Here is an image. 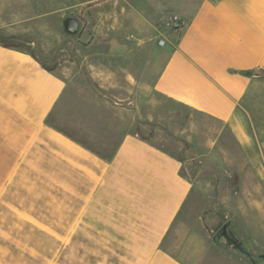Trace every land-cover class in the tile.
Listing matches in <instances>:
<instances>
[{"label": "crops", "instance_id": "crops-1", "mask_svg": "<svg viewBox=\"0 0 264 264\" xmlns=\"http://www.w3.org/2000/svg\"><path fill=\"white\" fill-rule=\"evenodd\" d=\"M54 1L0 0V28L31 36L43 50L52 15L64 9L54 8ZM106 1L109 17L117 15L119 1ZM124 2L120 9L132 21L125 32L135 37L117 36V23L94 28V77L106 86L101 60H109L115 66L109 92L124 77L123 97L131 104L123 135L107 155L61 127L70 117L68 77L45 67L29 49L0 42V195L15 177L10 194L18 205L7 206L60 241L47 264L70 241L75 244L69 243L65 257L75 250L76 264H244L208 239L209 224L197 212L198 189L182 171V158L133 132L131 114L134 105L146 121L172 123L179 138L198 146L190 159L221 161L235 171L240 193L253 194L244 207L264 224V0ZM138 8L151 12L148 19L140 13L150 25L145 36L142 20L135 19ZM172 14L182 19L180 26L163 30L152 23ZM156 37L163 40L157 70L138 73L144 57L133 44L143 48L152 41L154 47ZM94 103L92 126L100 129V100ZM77 125L87 126L83 120Z\"/></svg>", "mask_w": 264, "mask_h": 264}, {"label": "rangeland", "instance_id": "rangeland-1", "mask_svg": "<svg viewBox=\"0 0 264 264\" xmlns=\"http://www.w3.org/2000/svg\"><path fill=\"white\" fill-rule=\"evenodd\" d=\"M102 1L104 0L99 1L101 2L100 5L88 0L80 2L78 5L75 4V0L63 2L60 0L54 1V8L62 4L64 9L54 12L52 15V35L47 38L45 42L46 48L43 50H39L38 47L33 46L35 42L29 35L6 34L1 28L0 35L22 37L21 39H14L12 42L17 44L18 47L27 48L32 51L45 67L59 71L68 77V84L70 85V117L68 120H64L60 125L69 135L78 141L102 155H107L110 154L115 147L113 142L118 141L123 135L124 122L126 119L128 121L130 114L129 107L131 104L127 103L123 97L124 77H121L122 83L117 87L118 89H114L110 94L108 73L109 69L113 68L114 70L115 66L109 64V60H101V63H105L102 66L105 68L106 72L100 79L101 83L102 80H105L104 83L106 86L100 85L98 75L96 78L94 77L96 67L94 63H98L99 61L93 60L95 52L93 44L97 39L94 28H96L97 25L107 26L110 23H117L122 28V31L116 33L117 36L122 38L127 37L128 40H131L136 34L132 33L127 35L125 32L126 29L130 30L132 21L131 18L126 16V13L120 9V7H123L125 4L124 0H118L117 15L111 18L109 17V13L112 9H110L108 1ZM142 3L145 4L141 1V4ZM140 13L148 19L146 15L151 12H147V9L145 10V8H143L142 10L139 9L138 14L136 13L135 16V19L142 20L141 23H143V27H145L143 32L145 36L147 32L150 31L148 28L150 25L143 21ZM67 15L76 16L79 20V29L77 33L73 35L67 34L60 24L61 19ZM114 19L116 20L114 21ZM167 20L168 17L158 15L152 18V23L157 28L163 30L176 28L172 23L168 24ZM180 22H182V19H180ZM130 35H132V37L128 38ZM100 36H102V34H100ZM160 40L162 39L159 37L155 38L154 47L151 46L152 41L143 48L140 47L141 45H136V43L133 44V47L136 48L134 50L138 57H140V53H143L144 57V60H141L144 65H142V68L138 67V73H146V68H148L150 73L157 70L160 60H156V54L158 50L160 52L163 50V48L158 47ZM102 46L104 47V45ZM139 47L140 49H137ZM138 61L140 60L136 62ZM94 99L100 100L101 125H104L101 126L100 129L93 128L92 126V111L94 110V105L97 104L94 103ZM110 105L114 106V108L109 109ZM125 106H127V109H125ZM78 107L83 109L80 111L84 112L83 114L78 112ZM131 115L133 132H137L142 137L154 138L150 140L156 145L182 158V171L192 177L198 189L195 198L198 206L197 212L199 215L204 212L206 225L208 226L209 224L208 227H210V231L208 232V239H211L216 224L221 221L222 218L232 219V230L239 238L251 243V251L256 255L259 251V247L264 246V224L258 222V220L254 222L252 217L256 212L254 213L251 209L244 207V205H246L245 200L249 199L248 197H252L253 194L240 193V177L236 175L235 171L231 168L225 169L226 167H222L221 161L213 162L196 160L194 158V160L190 159L187 155L192 151L198 152V146L190 145L187 141L179 138L175 134L176 130L172 123L171 125L164 121L163 123H159L155 119L146 121L139 117V114L135 111L134 105L132 106ZM190 119H192V117L187 118V120ZM81 120L87 125L86 128L77 125V122ZM195 194L196 191L194 188L188 197V201L182 213L187 211V207L193 201ZM248 213L250 216H248ZM213 244L227 248L221 242ZM20 246L23 249L26 248V245L24 243L21 244V242ZM227 249L230 250L229 248ZM74 252L75 250L70 251V256L65 258L66 261H64V264H76ZM234 253L237 254L236 252ZM31 254H34L33 250H29L28 255ZM239 256L240 260L244 264H247L246 259L241 255ZM29 258L42 262L39 257L28 256L27 260V258H23V255L20 254L16 257L11 256L0 264H33L29 262Z\"/></svg>", "mask_w": 264, "mask_h": 264}, {"label": "trees", "instance_id": "trees-1", "mask_svg": "<svg viewBox=\"0 0 264 264\" xmlns=\"http://www.w3.org/2000/svg\"><path fill=\"white\" fill-rule=\"evenodd\" d=\"M21 38L20 36L0 35V42L5 46L18 47L12 41ZM15 180L16 178L13 177L7 184L6 190L0 195V263H3L11 256L16 257L20 254L28 260L29 249L33 248L36 251L35 257H39L43 263L38 260H32L31 258L29 260L33 264H47L46 259H50L51 255L54 254L60 241L40 227L24 220L7 206L9 202L18 205L17 200L10 194ZM31 237L34 239L31 240ZM20 242L21 244L24 243L26 248L23 249L20 246ZM69 243L70 245L71 243L75 244L73 241ZM69 243L58 256L55 264H61L62 261H66L65 254L69 248Z\"/></svg>", "mask_w": 264, "mask_h": 264}, {"label": "water", "instance_id": "water-1", "mask_svg": "<svg viewBox=\"0 0 264 264\" xmlns=\"http://www.w3.org/2000/svg\"><path fill=\"white\" fill-rule=\"evenodd\" d=\"M62 29L70 35L77 33L79 29V20L76 16L67 15L60 21ZM251 74V72H246ZM232 219L224 220L223 224L211 235L213 243L221 242L231 251L236 252L246 259L247 264H264V252L253 254L251 243L239 238L232 230Z\"/></svg>", "mask_w": 264, "mask_h": 264}, {"label": "built area", "instance_id": "built-area-1", "mask_svg": "<svg viewBox=\"0 0 264 264\" xmlns=\"http://www.w3.org/2000/svg\"><path fill=\"white\" fill-rule=\"evenodd\" d=\"M167 23L168 24L172 23L176 27L180 26V24H181L180 18H178L176 15H173V14L168 16ZM162 42H163V40H160V43H162Z\"/></svg>", "mask_w": 264, "mask_h": 264}, {"label": "flooded vegetation", "instance_id": "flooded-vegetation-1", "mask_svg": "<svg viewBox=\"0 0 264 264\" xmlns=\"http://www.w3.org/2000/svg\"><path fill=\"white\" fill-rule=\"evenodd\" d=\"M224 220H226V219L222 218L221 221H219V222L216 224V226H215V228H214V230H213V233H215L216 230H217V229L223 224Z\"/></svg>", "mask_w": 264, "mask_h": 264}]
</instances>
